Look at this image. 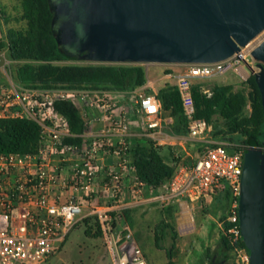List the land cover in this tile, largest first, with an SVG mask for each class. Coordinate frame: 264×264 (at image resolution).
<instances>
[{
	"label": "built area",
	"instance_id": "built-area-1",
	"mask_svg": "<svg viewBox=\"0 0 264 264\" xmlns=\"http://www.w3.org/2000/svg\"><path fill=\"white\" fill-rule=\"evenodd\" d=\"M251 52L245 48L221 62L184 65L187 71L178 75L177 88L189 133L201 146L192 163L179 165L158 187L141 179L125 138L135 127L146 137L161 131L164 120L157 95L138 90L121 104L108 90L31 89L3 80L0 72V120L32 119L42 130L36 153L0 155V264L45 262L86 210L96 214L111 233L110 214L128 196L137 202L151 196L162 203L175 199L196 203L227 194L223 236L234 264H251L239 217L245 149L207 139L212 126L198 118L194 99L195 85L207 98L214 95V89L201 85L202 80L229 71L243 77L257 72ZM61 100L82 111L87 132L80 144L67 141L72 136L69 122L55 109ZM108 156L117 157L115 167L105 163ZM108 247L112 264H148L130 233L123 237L111 233Z\"/></svg>",
	"mask_w": 264,
	"mask_h": 264
},
{
	"label": "rangeland",
	"instance_id": "rangeland-1",
	"mask_svg": "<svg viewBox=\"0 0 264 264\" xmlns=\"http://www.w3.org/2000/svg\"><path fill=\"white\" fill-rule=\"evenodd\" d=\"M23 7L18 0H0V41L5 45L0 52V72L3 80L17 78L18 69L34 61H15L9 51V29L25 30L27 22L23 20ZM264 40V32L246 48L253 51ZM253 63L259 71L256 62ZM63 64H90L86 61H66ZM147 75L148 83L144 87L129 90H108L121 104L134 97L136 91L159 95L167 85L176 87L178 75L187 71V67L178 64H141ZM252 76H242L238 71H229L220 77L201 81L208 88L226 87L227 98L236 108L227 118L222 107H216L212 113L205 114L207 104L196 108L198 118L212 126L207 139L229 145H242L245 140L244 130L255 127L257 113L254 107L256 92L249 80ZM92 89V88H91ZM205 96V95H204ZM214 102V101H213ZM196 106V104H195ZM184 108V107H183ZM162 117L167 122L160 132L152 136H143L138 128H133L128 136L132 147L131 160L136 165L137 154L142 149L154 148L161 161L148 164L138 169L139 176L153 183L167 182L181 164L193 162L201 143L189 133V122L185 110L162 105ZM169 121V122H168ZM230 150V149H229ZM137 166V165H136ZM138 168V167H137ZM142 179V180H143ZM143 180V181H144ZM107 180L104 181V184ZM228 202L225 197L192 203L186 199L172 200L167 203H153L147 208L134 212L125 210L111 212L109 222L113 236L130 233L135 243L142 249L148 264H209L207 253L218 249L223 237L222 219L226 216ZM129 229L131 231H129ZM111 233L106 224L96 215L86 210L66 235L60 248L41 264H112V255L108 247ZM233 258L229 261L232 264Z\"/></svg>",
	"mask_w": 264,
	"mask_h": 264
},
{
	"label": "water",
	"instance_id": "water-1",
	"mask_svg": "<svg viewBox=\"0 0 264 264\" xmlns=\"http://www.w3.org/2000/svg\"><path fill=\"white\" fill-rule=\"evenodd\" d=\"M52 32L70 61L207 64L264 32V0H48ZM264 115V41L251 52ZM251 75V76H252ZM264 138V131H263ZM240 227L251 264H264V141L245 152Z\"/></svg>",
	"mask_w": 264,
	"mask_h": 264
},
{
	"label": "trees",
	"instance_id": "trees-1",
	"mask_svg": "<svg viewBox=\"0 0 264 264\" xmlns=\"http://www.w3.org/2000/svg\"><path fill=\"white\" fill-rule=\"evenodd\" d=\"M18 1L22 4V18L27 22V28L25 30L9 29L10 55L15 61H34L38 63H26L18 69L17 78L25 87L46 90L56 88H92L120 91L147 85L146 71L141 65L63 64V62L70 60L61 53L53 35L52 13L48 0ZM4 48L5 45L0 41V52ZM249 82L256 92L254 107L257 119L253 129L244 130L242 133L245 136L249 134L258 136L264 127L263 107L254 76L251 77ZM200 90L201 86L195 85L194 99L197 109L202 107L205 102L213 100L214 102L207 104L205 114L212 113L216 107H222L227 118L233 115L236 106L228 100V89L226 87L215 88L214 95L211 98L204 96ZM158 98L164 107H173L184 112L177 87L167 86L161 89ZM55 109L65 116L69 122L72 136L67 141L80 144L84 139L87 128L78 107L69 101L61 100L55 103ZM41 134L40 125L32 119L0 120V155L36 153L40 144ZM251 138L255 139L257 137ZM155 161H161V157L154 148L142 149L137 154L136 165L138 169H144L148 164ZM145 182L157 187L162 185L158 182H151L149 178ZM225 199L229 205L228 194ZM207 257L209 264H229L232 256L226 237L223 236L221 238L217 250L214 252L208 251Z\"/></svg>",
	"mask_w": 264,
	"mask_h": 264
},
{
	"label": "crops",
	"instance_id": "crops-1",
	"mask_svg": "<svg viewBox=\"0 0 264 264\" xmlns=\"http://www.w3.org/2000/svg\"><path fill=\"white\" fill-rule=\"evenodd\" d=\"M167 86H169V85H167ZM80 113L82 114V111L81 110H80ZM166 122L167 121L164 119V123L163 124H165ZM99 127L100 126H98V125L96 126V128H99ZM125 138L127 139L128 142H129V139L134 140L133 138H130V137H125ZM115 141H117V138L115 139ZM131 156H132V153H131ZM104 161L110 167H115L116 164H117V157L116 156H108V157L105 158ZM159 202L160 201L154 199V197H151V196H146L140 202H137L133 198H131L130 196H128L124 201L121 202V204L119 205L117 211L125 210L127 213H129V211H133L132 213H135L134 211L136 209H139V208H147L150 205H152L153 203H159ZM129 231H131V230L129 229ZM126 233H128V232H126Z\"/></svg>",
	"mask_w": 264,
	"mask_h": 264
},
{
	"label": "flooded vegetation",
	"instance_id": "flooded-vegetation-1",
	"mask_svg": "<svg viewBox=\"0 0 264 264\" xmlns=\"http://www.w3.org/2000/svg\"><path fill=\"white\" fill-rule=\"evenodd\" d=\"M264 41V40H263ZM262 41V42H263ZM261 42V43H262ZM256 65H258V62L256 61ZM253 76V75H252ZM263 131H264V127L261 131V134L256 136L254 134H249L248 136L245 137V140H244V143L242 144V146L244 147L245 149V152L251 148V147H256V148H262L263 147V141H264V138H263ZM251 137H257L255 139L251 138ZM258 142V143H257Z\"/></svg>",
	"mask_w": 264,
	"mask_h": 264
}]
</instances>
